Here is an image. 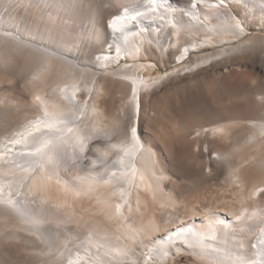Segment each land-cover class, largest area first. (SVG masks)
Returning <instances> with one entry per match:
<instances>
[{
	"label": "bare ground",
	"instance_id": "obj_1",
	"mask_svg": "<svg viewBox=\"0 0 264 264\" xmlns=\"http://www.w3.org/2000/svg\"><path fill=\"white\" fill-rule=\"evenodd\" d=\"M179 256L264 264V0H0V264Z\"/></svg>",
	"mask_w": 264,
	"mask_h": 264
},
{
	"label": "rangeland",
	"instance_id": "obj_2",
	"mask_svg": "<svg viewBox=\"0 0 264 264\" xmlns=\"http://www.w3.org/2000/svg\"><path fill=\"white\" fill-rule=\"evenodd\" d=\"M86 22H87L86 20H83L82 21V27H84V26L87 25ZM79 26H81V24ZM248 29H251V27L250 28L248 27ZM165 69L166 68H164L163 71L162 70L161 71H157L156 69H154L153 70L154 73H153V76L152 77H156V76L158 77V75L163 74L167 70V69L166 70ZM192 261L193 260H192V258L190 256H185V257L179 256L178 258H176L175 264H189ZM14 264H23V263H21V262H15ZM158 264H162V263H158Z\"/></svg>",
	"mask_w": 264,
	"mask_h": 264
}]
</instances>
